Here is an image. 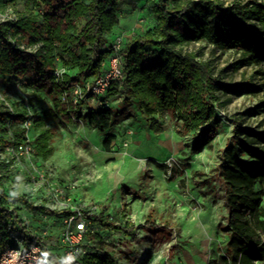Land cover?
<instances>
[{
	"label": "trees",
	"instance_id": "16d2710c",
	"mask_svg": "<svg viewBox=\"0 0 264 264\" xmlns=\"http://www.w3.org/2000/svg\"><path fill=\"white\" fill-rule=\"evenodd\" d=\"M15 1L0 0V8ZM20 1L25 5V12L12 20L0 21V89L3 83L15 81L9 78L13 75L27 82L28 88L47 96L52 107L43 113L42 119H35L29 112L30 104H14V107L9 104L8 107L5 99L0 100V152L25 139L27 130L21 125L29 120L31 126L42 128L30 138L34 156L46 160L52 153L49 146L52 133L45 128V123L54 120L69 124L74 118H80L83 108L81 103L73 105L71 94L62 103L59 94L75 82L90 81L98 75L110 42L124 32L111 39L105 37L119 24L115 0ZM152 14L156 19L152 32L124 33L121 49L124 78L113 86L108 98L113 93L119 96L124 92L136 101L146 118L152 120L155 115L169 114L180 123L176 132H197L196 145L207 146L220 125L216 114L217 93H239L246 86L224 83L222 75H215L208 62L183 47L205 41L240 53L248 64L264 65V2H235L225 7L218 0H152ZM21 43L37 48L22 50L18 48ZM57 66L65 73L56 81L53 71ZM32 98L35 101V96ZM110 105L88 111L91 128L100 133L110 129ZM256 112L257 107H253L244 115ZM232 123L234 141L223 150L220 163L227 208V224L221 231L228 236L222 264H257L264 261V208L260 206L264 194V131L244 125L241 119L234 118ZM149 128L154 134L161 132V127L152 122ZM112 140V136L105 137V151H110ZM196 145L193 150L197 149ZM11 170L0 162V182ZM256 184L261 188L259 192L254 189ZM15 198L0 191V248L8 237L5 208L9 203L21 204V199ZM23 207L28 206L17 208ZM14 212L17 221L13 223L18 224L15 229L28 242H41L47 231L58 236L62 227V213H53L58 219L47 225L40 221L52 213L33 210L28 216L32 220H28L31 233L20 228L22 215L15 209ZM101 214L87 213L90 225L84 239L86 251L78 256L75 264H116L108 253L96 251L95 244L103 242L102 226L112 227L111 220H120L117 215ZM35 215L37 223H33ZM57 255L51 253L53 258Z\"/></svg>",
	"mask_w": 264,
	"mask_h": 264
},
{
	"label": "rangeland",
	"instance_id": "374dc122",
	"mask_svg": "<svg viewBox=\"0 0 264 264\" xmlns=\"http://www.w3.org/2000/svg\"><path fill=\"white\" fill-rule=\"evenodd\" d=\"M115 1L118 17L125 16L127 22L123 30L105 37L120 32L143 35L154 30L152 0ZM218 1L227 7L255 0ZM24 12V3L17 0L0 8V21L14 19ZM183 50L197 53L200 60L210 64L215 75H222L224 83L246 86L239 93H217L220 125L210 144L196 145L197 132H176L180 123L169 114L155 115L150 120L126 93H113L109 130L100 133L89 126L87 114L91 106L87 103L80 118L69 124L48 120L45 128L52 133L51 155L46 160L35 157L31 163L24 162L7 172L1 191L20 200L31 186L45 183V178L48 184L66 189L71 202L87 213L117 215L120 221H111L112 227L102 226L103 242L95 244L96 251L108 253L116 264H222L228 236L221 231L227 224L221 156L234 141V118L264 131V65L248 64L240 53L205 41L192 42ZM9 78L15 81L2 84L0 100L5 99L12 107L30 104L29 112L35 119H42L43 113L52 107L50 99L28 88L27 82L13 75ZM31 96H35V101ZM253 107H257L256 114L244 115ZM150 122L161 127L159 134L150 130ZM41 129L30 124L26 135L33 139ZM106 136L113 137L108 152L103 148ZM195 145L197 149L193 150ZM254 189L259 192L261 188L256 184ZM19 205L13 207L22 216L33 211L17 208ZM260 206L264 208V194ZM46 212L52 214L40 222L48 225L58 219L53 213L59 212ZM36 219L35 215L33 223ZM51 233L47 231L42 241L51 253H59L58 236Z\"/></svg>",
	"mask_w": 264,
	"mask_h": 264
},
{
	"label": "built area",
	"instance_id": "2783aa9c",
	"mask_svg": "<svg viewBox=\"0 0 264 264\" xmlns=\"http://www.w3.org/2000/svg\"><path fill=\"white\" fill-rule=\"evenodd\" d=\"M124 36L122 33L110 42L107 57L102 63L98 75L90 81L75 82L69 86L68 90H63L59 94L58 98L62 103H66L71 94L73 105L81 103L84 106L87 103L91 106L90 110L109 108L108 93L116 83L124 78L121 54ZM18 48L35 51L37 46L18 45ZM64 73L65 70L61 66H57L53 71L56 81L61 80ZM2 101L4 100L2 99ZM5 105L9 107L6 102ZM30 124V121L27 120L22 127L27 129ZM34 159L33 145L27 135L25 139L0 152V162H4L9 169L21 166L24 162L31 163ZM42 182L45 183L34 184L33 188L21 197L20 202L22 206H28L33 210L62 213V227L58 234V243L61 247L59 255L53 258L51 251L43 241L28 242L25 240L23 233L15 229L18 224L15 225L13 221H17V216L13 203H9L3 213L7 216L8 237L0 248V264H75L78 256L85 253L84 239L90 225L87 213L71 202L66 189L62 186L48 184L45 178ZM21 220L20 228L33 233L29 228L28 219L21 217ZM45 234L46 232H44Z\"/></svg>",
	"mask_w": 264,
	"mask_h": 264
},
{
	"label": "crops",
	"instance_id": "0c3cea01",
	"mask_svg": "<svg viewBox=\"0 0 264 264\" xmlns=\"http://www.w3.org/2000/svg\"><path fill=\"white\" fill-rule=\"evenodd\" d=\"M123 17H125V16H122L121 14H120V17H119V24H118V26H117V28L112 32L113 34L114 33H116L117 31H119V30H123V28H124V26H125V23L124 22H127L126 21V18H123ZM127 17V16H126ZM121 20L123 21V23H121ZM123 24V25H122ZM108 35V37H109V35H111V34H107ZM107 37V38H108ZM111 37V36H110ZM113 37V36H112ZM111 37V38H112ZM111 38H108V39H111ZM33 188V186H31V189ZM16 205H18V203L16 204ZM19 206H22L21 204L19 205ZM19 212V211H18ZM20 213V212H19ZM28 216H30V214H28L27 212H25L24 214H23V216L22 217H28Z\"/></svg>",
	"mask_w": 264,
	"mask_h": 264
}]
</instances>
